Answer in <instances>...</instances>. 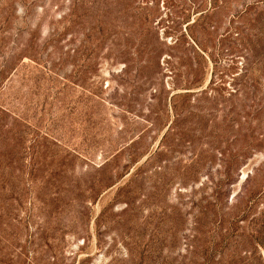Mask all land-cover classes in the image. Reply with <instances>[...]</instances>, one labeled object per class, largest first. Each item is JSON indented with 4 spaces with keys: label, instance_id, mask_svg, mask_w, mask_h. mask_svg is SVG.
<instances>
[{
    "label": "rangeland",
    "instance_id": "rangeland-1",
    "mask_svg": "<svg viewBox=\"0 0 264 264\" xmlns=\"http://www.w3.org/2000/svg\"><path fill=\"white\" fill-rule=\"evenodd\" d=\"M0 264H264V0H0Z\"/></svg>",
    "mask_w": 264,
    "mask_h": 264
}]
</instances>
